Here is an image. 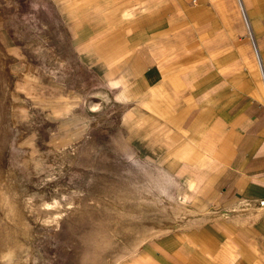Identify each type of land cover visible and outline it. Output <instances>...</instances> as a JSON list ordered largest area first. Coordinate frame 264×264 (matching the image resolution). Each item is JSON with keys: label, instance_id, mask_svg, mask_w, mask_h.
Wrapping results in <instances>:
<instances>
[{"label": "rangeland", "instance_id": "obj_1", "mask_svg": "<svg viewBox=\"0 0 264 264\" xmlns=\"http://www.w3.org/2000/svg\"><path fill=\"white\" fill-rule=\"evenodd\" d=\"M100 13L0 0V264H148L190 221L157 162L174 130L111 79L123 39Z\"/></svg>", "mask_w": 264, "mask_h": 264}, {"label": "crops", "instance_id": "obj_2", "mask_svg": "<svg viewBox=\"0 0 264 264\" xmlns=\"http://www.w3.org/2000/svg\"><path fill=\"white\" fill-rule=\"evenodd\" d=\"M54 1L93 2L116 22L111 79L174 130L157 162L190 221L148 240L141 256L264 264V0Z\"/></svg>", "mask_w": 264, "mask_h": 264}, {"label": "built area", "instance_id": "obj_3", "mask_svg": "<svg viewBox=\"0 0 264 264\" xmlns=\"http://www.w3.org/2000/svg\"><path fill=\"white\" fill-rule=\"evenodd\" d=\"M261 204L264 205V201H262Z\"/></svg>", "mask_w": 264, "mask_h": 264}]
</instances>
